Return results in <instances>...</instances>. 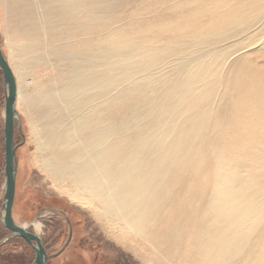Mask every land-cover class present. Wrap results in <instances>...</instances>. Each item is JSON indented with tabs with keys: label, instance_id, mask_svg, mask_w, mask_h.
<instances>
[{
	"label": "bare ground",
	"instance_id": "obj_1",
	"mask_svg": "<svg viewBox=\"0 0 264 264\" xmlns=\"http://www.w3.org/2000/svg\"><path fill=\"white\" fill-rule=\"evenodd\" d=\"M1 3L16 109L61 193L157 264H264V39L226 63L264 0ZM43 215L15 222L39 235Z\"/></svg>",
	"mask_w": 264,
	"mask_h": 264
},
{
	"label": "rangeland",
	"instance_id": "obj_2",
	"mask_svg": "<svg viewBox=\"0 0 264 264\" xmlns=\"http://www.w3.org/2000/svg\"><path fill=\"white\" fill-rule=\"evenodd\" d=\"M259 32L253 48L241 53L231 52L226 63L235 57L260 47L264 39V15L256 24ZM4 24L3 6L0 0V40L6 56L11 50ZM50 76V71L39 68L36 72L28 69L23 91H30L41 85ZM4 86L0 69V206L3 195L4 133H3ZM21 133L15 126L17 148V174L12 215L16 221H31L39 214L41 237L49 258L46 264H157V244L139 236L126 239L120 237L114 227L97 220L88 206H81L61 193L46 172L38 164L41 156L37 149L36 134L30 114L25 105L17 106ZM39 130V129H38ZM54 213V214H53ZM28 231L33 232L32 228ZM33 249L20 237L13 235L1 222L0 217V264H32Z\"/></svg>",
	"mask_w": 264,
	"mask_h": 264
},
{
	"label": "water",
	"instance_id": "obj_3",
	"mask_svg": "<svg viewBox=\"0 0 264 264\" xmlns=\"http://www.w3.org/2000/svg\"><path fill=\"white\" fill-rule=\"evenodd\" d=\"M0 69L3 77L4 99H3V133H4V169H3V195L0 206V217L2 225L13 235L21 237L34 251L32 264H46L49 254L38 235L18 225L12 215V207L15 196L16 174H17V148L23 143L24 137L21 133V123L16 110L17 84L15 76L7 62L1 48L0 40ZM22 135V142L15 143V126Z\"/></svg>",
	"mask_w": 264,
	"mask_h": 264
},
{
	"label": "flooded vegetation",
	"instance_id": "obj_4",
	"mask_svg": "<svg viewBox=\"0 0 264 264\" xmlns=\"http://www.w3.org/2000/svg\"><path fill=\"white\" fill-rule=\"evenodd\" d=\"M31 232V231H30ZM32 233H34V232H32ZM35 234V233H34ZM39 236V235H38ZM40 237V236H39ZM21 238V237H20ZM22 239V238H21ZM40 239H41V237H40ZM41 242H42V244H43V241H42V239H41ZM43 246H44V244H43ZM45 248V247H44ZM45 251H46V249H45Z\"/></svg>",
	"mask_w": 264,
	"mask_h": 264
}]
</instances>
